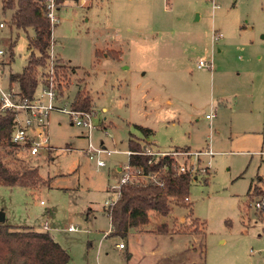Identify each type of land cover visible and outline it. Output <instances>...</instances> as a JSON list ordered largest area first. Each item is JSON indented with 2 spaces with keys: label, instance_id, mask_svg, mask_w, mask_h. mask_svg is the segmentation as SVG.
Wrapping results in <instances>:
<instances>
[{
  "label": "rangeland",
  "instance_id": "374dc122",
  "mask_svg": "<svg viewBox=\"0 0 264 264\" xmlns=\"http://www.w3.org/2000/svg\"><path fill=\"white\" fill-rule=\"evenodd\" d=\"M85 1L63 0L54 11L52 51L68 67L54 70V104L67 107L85 89L94 126L86 138L52 109L48 147L33 157L0 147L2 161L36 165L39 176L34 187L0 184L2 222L38 230L45 222L68 251L66 264H264V209L254 206L264 201V0ZM9 16L0 2L4 60L11 46L0 73L5 92L17 91L8 74L25 64L32 35ZM213 29L222 37L212 43ZM200 57L210 69L196 67ZM138 125L151 129L143 140L152 151L208 153L185 157L191 210L149 211L146 224L119 237L107 234L102 204L127 163L128 140L142 143ZM187 212L199 222L184 226ZM162 222L175 232H154Z\"/></svg>",
  "mask_w": 264,
  "mask_h": 264
},
{
  "label": "trees",
  "instance_id": "16d2710c",
  "mask_svg": "<svg viewBox=\"0 0 264 264\" xmlns=\"http://www.w3.org/2000/svg\"><path fill=\"white\" fill-rule=\"evenodd\" d=\"M62 1L55 0L56 4ZM0 2L3 13L6 10L10 11L8 21L10 26L22 30L32 29V35L27 37L29 52L25 58V64L19 72L8 74L9 85L11 83L17 85V96L31 98L48 58L51 25L41 0H0ZM7 52L9 55L6 60L2 58V66L11 59V46H8ZM54 61L55 73L58 69H61L63 73L68 70L66 64L61 63L59 59L55 58ZM57 94L60 96L61 92L57 90ZM69 106L72 109L89 111L90 95L85 89L78 88ZM13 116L14 112L11 110L0 111V147L6 153L16 152L9 141ZM137 128L143 138L142 143L140 139L139 141L128 140L127 150L133 152L144 150L146 142L143 139L152 132L148 127L138 125ZM177 150L188 151L189 149ZM149 157L138 153L127 156L129 164L140 167L144 172H155L156 179H143L137 184L124 183L119 186V193L114 203L108 209L103 208L105 214L107 212L106 216L111 227L107 234L124 237L130 228L139 227L148 222L149 211L161 217L166 216L170 210L169 204L191 210L187 197L191 181L189 172H177L173 168V160L168 155L152 156L148 162ZM18 162V166H10L0 159V184L36 186L39 180L37 166L24 165L22 160ZM253 192L254 189L251 193ZM261 209H264V203ZM190 217L187 212L182 223L190 220L191 226L195 225L197 218ZM184 226L188 224L185 223ZM168 231L175 232V230H169L164 222L154 228L156 233ZM68 258V251L56 242L46 229L38 230L32 226H13L0 222V264H66Z\"/></svg>",
  "mask_w": 264,
  "mask_h": 264
},
{
  "label": "built area",
  "instance_id": "2783aa9c",
  "mask_svg": "<svg viewBox=\"0 0 264 264\" xmlns=\"http://www.w3.org/2000/svg\"><path fill=\"white\" fill-rule=\"evenodd\" d=\"M78 3L83 4L85 0H75ZM45 14L49 19L50 25L57 21V17L54 14L57 4L55 0H41ZM4 23L0 21V29L3 28ZM222 37L221 32L211 30L210 39L211 42ZM52 42L49 41L48 47V58L45 64L43 71L40 73V77L36 86V89L31 98L18 97L16 91L8 90L2 91L0 89V111L11 110L14 112L13 116V127L9 135V141L13 146L24 152L27 156H35L41 147L46 145V135H45V120L50 110L55 109L61 113L66 114L71 123L82 128L86 138H89L91 129L93 128L92 116L93 113L91 110H79L72 109L70 106H56L54 101L59 97L55 90L54 85V64L55 59L52 51ZM4 50L0 47V73L2 71V58ZM197 68H208L211 67V59L200 57L196 61ZM213 116L212 112L206 113L205 118L210 120ZM89 145V144H88ZM90 156H93V153L99 151H88ZM127 156L131 153L145 154L150 156L147 160L150 161L151 157L156 156H165L168 155L173 160V168L177 172L188 171L191 178L193 177V165L191 162L186 163L185 157L193 155L194 158L199 156V154L208 153L207 150L203 151H152L148 148H145L143 151L133 152L126 150ZM184 157L179 159L178 157ZM100 161H97V164H100ZM121 175L118 179V182L109 186V190L112 192V195L107 197L103 201V208L108 209L116 200L119 193V186L124 183L137 184L140 183L143 179H156V173L144 172L140 167L133 166L128 162L118 167L117 170ZM264 201L255 202L254 206L261 208ZM107 214V212H106ZM43 228H46V223L42 224ZM66 229L68 231H73L76 228L69 224ZM115 246L118 249L123 248L122 243H117Z\"/></svg>",
  "mask_w": 264,
  "mask_h": 264
},
{
  "label": "crops",
  "instance_id": "0c3cea01",
  "mask_svg": "<svg viewBox=\"0 0 264 264\" xmlns=\"http://www.w3.org/2000/svg\"><path fill=\"white\" fill-rule=\"evenodd\" d=\"M86 2V1H85ZM78 3V2H77ZM79 4H81V3H79ZM206 114V113H205ZM80 128V127H79ZM80 134L82 135V136H85V134H84V130L81 128V131H80ZM147 138V137H146ZM146 138H144V140L146 139ZM44 147H48V145L46 144ZM127 150V149H126ZM159 152H166V151H159ZM116 170H118V167H116ZM3 217H4V214H3ZM45 223V222H44ZM43 224V223H42ZM42 224H41V227H42ZM42 229H47V227L46 228H43L42 227ZM67 230V229H66Z\"/></svg>",
  "mask_w": 264,
  "mask_h": 264
},
{
  "label": "water",
  "instance_id": "95a60500",
  "mask_svg": "<svg viewBox=\"0 0 264 264\" xmlns=\"http://www.w3.org/2000/svg\"><path fill=\"white\" fill-rule=\"evenodd\" d=\"M3 221V213L0 211V222Z\"/></svg>",
  "mask_w": 264,
  "mask_h": 264
}]
</instances>
